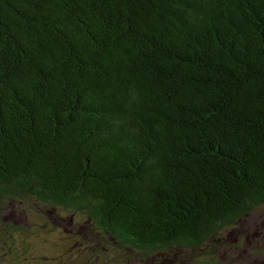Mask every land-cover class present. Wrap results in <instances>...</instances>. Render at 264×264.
<instances>
[{
    "label": "trees",
    "instance_id": "1",
    "mask_svg": "<svg viewBox=\"0 0 264 264\" xmlns=\"http://www.w3.org/2000/svg\"><path fill=\"white\" fill-rule=\"evenodd\" d=\"M262 207L264 0H0V264H238Z\"/></svg>",
    "mask_w": 264,
    "mask_h": 264
},
{
    "label": "rangeland",
    "instance_id": "2",
    "mask_svg": "<svg viewBox=\"0 0 264 264\" xmlns=\"http://www.w3.org/2000/svg\"><path fill=\"white\" fill-rule=\"evenodd\" d=\"M226 236V250L238 255V264H264V207L245 216ZM170 261L190 264L186 256L180 258L178 254H173Z\"/></svg>",
    "mask_w": 264,
    "mask_h": 264
}]
</instances>
